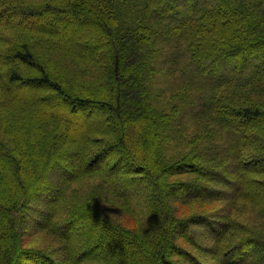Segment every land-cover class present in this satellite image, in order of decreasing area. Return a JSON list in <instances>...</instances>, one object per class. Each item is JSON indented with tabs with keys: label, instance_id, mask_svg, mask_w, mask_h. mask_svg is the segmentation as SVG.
<instances>
[{
	"label": "trees",
	"instance_id": "trees-1",
	"mask_svg": "<svg viewBox=\"0 0 264 264\" xmlns=\"http://www.w3.org/2000/svg\"><path fill=\"white\" fill-rule=\"evenodd\" d=\"M54 12L90 22H29ZM249 185L264 0H0V264H264ZM39 233L48 247L25 245Z\"/></svg>",
	"mask_w": 264,
	"mask_h": 264
},
{
	"label": "rangeland",
	"instance_id": "rangeland-1",
	"mask_svg": "<svg viewBox=\"0 0 264 264\" xmlns=\"http://www.w3.org/2000/svg\"><path fill=\"white\" fill-rule=\"evenodd\" d=\"M30 23L36 24L38 26H48L51 27L52 29H54L56 32H58L60 35L68 37L70 35H72L75 30L77 29L78 25H86L88 24L90 21L88 19H84L81 20L80 18H76V17H72L70 14H64V13H60V12H54V13H49V14H45V16L41 17V18H36V19H31L29 20ZM57 24V26H56ZM91 51V49H89ZM40 86L37 83H29V84H25V85H21V86H17V90L20 92H33L35 90H37ZM30 92V93H31ZM101 96V95H100ZM103 98V96L101 97ZM107 99L108 101H112V97H104V99ZM48 102L50 103H54L56 105L59 106H63V107H68L69 105L64 103L62 100L58 99V98H53L48 100ZM88 113V114H85ZM78 114L80 115V123H90L92 122L93 119L99 118L100 117V113L98 111H83V110H79ZM87 115V116H86ZM86 125V124H85ZM221 146V145H220ZM118 147L114 146L113 148H111L109 150V155L113 154L114 149ZM107 153V154H108ZM106 155L102 158V160L100 161L99 164H101L102 166H104L106 169H108V156ZM71 161H74L76 163H78V156H73L70 158ZM121 172L125 171L124 167L119 168ZM114 174L116 173V171L113 172ZM248 191L252 192L253 194H259V193H264V189L261 187H257L254 185H249L247 187ZM201 205V204H198ZM206 204H203L202 207H205ZM198 206H193L189 209L190 211L195 210V208L197 209ZM201 207V208H202ZM215 207V206H214ZM207 208H211V206L207 205ZM204 209V208H203ZM122 218L120 219L121 221H124V223H129L131 220V218L128 216V214L124 211L120 212ZM129 225V224H128ZM131 225V222H130ZM88 223H81L78 226H75L74 228H72V230L70 231L69 235L70 236H74L76 233L80 232L83 229H87ZM33 242H29L31 241V238H28L27 241H25V245L27 246H35V247H48L47 245H49V241L50 238L47 237L46 234H34L33 236ZM202 242V241H200ZM33 243V244H31Z\"/></svg>",
	"mask_w": 264,
	"mask_h": 264
}]
</instances>
